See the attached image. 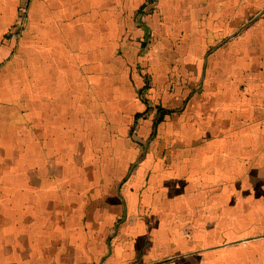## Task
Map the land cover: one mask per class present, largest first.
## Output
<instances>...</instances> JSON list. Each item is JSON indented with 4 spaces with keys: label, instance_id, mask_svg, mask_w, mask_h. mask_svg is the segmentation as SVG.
Returning <instances> with one entry per match:
<instances>
[{
    "label": "crops",
    "instance_id": "crops-1",
    "mask_svg": "<svg viewBox=\"0 0 264 264\" xmlns=\"http://www.w3.org/2000/svg\"><path fill=\"white\" fill-rule=\"evenodd\" d=\"M142 1L0 0V264H264V0Z\"/></svg>",
    "mask_w": 264,
    "mask_h": 264
},
{
    "label": "rangeland",
    "instance_id": "rangeland-1",
    "mask_svg": "<svg viewBox=\"0 0 264 264\" xmlns=\"http://www.w3.org/2000/svg\"><path fill=\"white\" fill-rule=\"evenodd\" d=\"M142 6L143 7H141V8H151L152 7V2H151V0H143L142 1ZM134 14H135V12H134ZM139 16V15H138ZM138 16H137V13L135 14V17L136 18H138ZM133 17H134V15H133ZM135 22H137L136 21V19H135ZM126 26H128V23H126ZM116 33V32H115ZM8 96V99L11 97V95L12 94H10V93H7V94H4V96ZM13 99L14 100H20V95L19 94H17V95H15L14 97H13ZM10 101H11V99H10ZM9 101V103H10V105H14V104H12V102H10ZM19 104H20V102H19ZM142 108V106H140V107H138V109H141ZM143 109V108H142ZM10 109H8L7 110V112L9 111ZM6 112V113H7ZM143 112V111H142ZM146 112L147 111H145V113L142 115V116H145V114H146ZM10 113H11V115L10 116H13L14 118H20V114H19V112H18V110L16 109V107L14 106V108L13 109H11L10 110ZM10 113H8V114H10ZM149 113V112H148ZM151 113H149L148 114V116L150 115ZM125 114L123 113V115H122V117L124 116ZM146 116H147V114H146ZM147 116V117H148ZM148 131H149V129H145V130H143L142 131V134L143 135H146V134H148ZM132 134H134V135H132V137H134V139H137V133H132ZM144 143H146L145 141H143ZM148 147V143H146V148ZM142 148V147H141Z\"/></svg>",
    "mask_w": 264,
    "mask_h": 264
},
{
    "label": "built area",
    "instance_id": "built-area-1",
    "mask_svg": "<svg viewBox=\"0 0 264 264\" xmlns=\"http://www.w3.org/2000/svg\"><path fill=\"white\" fill-rule=\"evenodd\" d=\"M19 13H20V15H19L20 20L21 21L25 20L27 13H28V8H21Z\"/></svg>",
    "mask_w": 264,
    "mask_h": 264
},
{
    "label": "trees",
    "instance_id": "trees-1",
    "mask_svg": "<svg viewBox=\"0 0 264 264\" xmlns=\"http://www.w3.org/2000/svg\"><path fill=\"white\" fill-rule=\"evenodd\" d=\"M141 7H143V6H141ZM141 113H137L136 115H135V118H134V122L133 123H135V121H136V118L140 115ZM134 125V124H133Z\"/></svg>",
    "mask_w": 264,
    "mask_h": 264
}]
</instances>
